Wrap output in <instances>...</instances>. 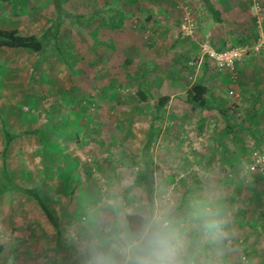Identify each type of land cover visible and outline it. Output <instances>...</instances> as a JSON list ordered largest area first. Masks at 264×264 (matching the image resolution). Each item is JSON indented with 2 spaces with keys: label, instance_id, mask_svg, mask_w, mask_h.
Listing matches in <instances>:
<instances>
[{
  "label": "rangeland",
  "instance_id": "rangeland-1",
  "mask_svg": "<svg viewBox=\"0 0 264 264\" xmlns=\"http://www.w3.org/2000/svg\"><path fill=\"white\" fill-rule=\"evenodd\" d=\"M212 1L226 11V23L217 28L224 47H245L246 37L257 41L254 21L257 16L264 31V12L257 13L252 0ZM122 2L62 1L68 12L93 15L90 27L66 23L61 31L59 44L72 72L54 55L41 60L30 50L0 49V116L10 132L39 131L9 148L10 172L18 184L40 189L59 217L70 264H84L79 239L87 215L106 190L116 189L123 197L138 168L129 167L125 157L135 155L138 161L147 135L150 106L135 95L139 86L147 87L154 99L171 97L169 120L153 151L158 167L153 205L171 202L183 218L185 206L196 199L220 213L229 235L216 243L188 225L197 264L206 261L207 245L211 264H264V173L248 170L253 153L264 152V103L237 98L235 89L246 80L231 83L230 74L208 66L210 99L225 100L228 120L240 126L233 138L223 133L225 123L216 112L201 114L178 99L201 78L203 62L194 51L213 42L207 30L198 31L200 22L213 21L204 3L140 0L123 7ZM114 9L128 12L126 26L101 28L97 23ZM52 18L51 0H0V30L39 36ZM189 61L197 62L196 71ZM247 114L253 120L243 125ZM3 147L0 121V168ZM132 194L147 203L143 190ZM55 242V230L33 201L14 194L0 198V264H63L68 251H54Z\"/></svg>",
  "mask_w": 264,
  "mask_h": 264
},
{
  "label": "trees",
  "instance_id": "trees-1",
  "mask_svg": "<svg viewBox=\"0 0 264 264\" xmlns=\"http://www.w3.org/2000/svg\"><path fill=\"white\" fill-rule=\"evenodd\" d=\"M8 1V0H5ZM63 0H51L53 5V18L50 25L39 35L24 36L18 30H0V49H25L30 50L40 56L41 60L46 59L49 56H56L62 60L67 67L70 68V63L63 54V51L59 44V37L61 31L66 23H72L78 27H90L93 15L86 17L85 15L74 14L64 9ZM114 4H118L121 0H110ZM123 7H132L140 3V0H122ZM207 7L208 12L213 19V22L221 24L223 22L220 13L216 10L215 5L211 0H201ZM108 4V2H107ZM98 13V12H97ZM99 14V13H98ZM128 12H123L121 9H114L113 13L108 15L106 19H103L100 24L101 28L107 30H122L126 26ZM255 23V21H254ZM105 27V28H104ZM257 35V34H256ZM256 36L250 42L244 41L242 45H253L255 43ZM217 50V49H216ZM173 62L169 61V65ZM72 72V70H71ZM230 79V78H229ZM231 83L233 81L230 80ZM136 99L139 103H147L150 106V123L147 131L146 138L140 149L139 155L137 156L138 161H134V157H125L129 163V167L137 166V170L134 172L133 180L130 186L124 190L123 198L125 200H134L133 191L143 190L147 203L153 205V194L155 191V179L157 174V165L154 160L153 151L159 142V138L163 130L164 125L167 123V107L169 106L171 97L160 96L154 99L150 94V90L142 87H138L136 93ZM181 101L190 106L191 110L202 112H216L224 120L223 133L230 135L232 138L239 131L240 126L230 123L228 120V110L225 108V100L220 99L217 102L215 99H210V90L202 82L197 81L193 83L186 92L179 97ZM257 102V100H253ZM254 109V107H252ZM202 120V119H201ZM253 117L249 114L246 115V119L242 122L243 125L251 122ZM2 125L4 147L2 150V162L0 168V198L6 195H23L33 201L45 215L47 221L50 223L52 228L55 230L56 242L54 251L66 250L68 256L64 259L63 264H70L71 259V248L66 247L62 243L61 230L59 224V217L56 216L45 204L42 199L40 189L36 187H24L17 183L14 176L10 172L7 163L6 155L9 148L13 143L21 138L22 136L37 135L39 131L34 130L31 132L13 133L10 132L0 116ZM203 121V120H202ZM223 133L220 135L223 138ZM127 152V150H126ZM132 159V160H130ZM136 159V158H135ZM3 248L0 246V253ZM206 261L203 264H211L213 261L210 260V247L207 245L206 250Z\"/></svg>",
  "mask_w": 264,
  "mask_h": 264
},
{
  "label": "clouds",
  "instance_id": "clouds-1",
  "mask_svg": "<svg viewBox=\"0 0 264 264\" xmlns=\"http://www.w3.org/2000/svg\"><path fill=\"white\" fill-rule=\"evenodd\" d=\"M178 218L171 202L154 206L106 190L83 224L84 264H197L188 225L210 241L226 239L225 222L210 203L193 199Z\"/></svg>",
  "mask_w": 264,
  "mask_h": 264
},
{
  "label": "crops",
  "instance_id": "crops-1",
  "mask_svg": "<svg viewBox=\"0 0 264 264\" xmlns=\"http://www.w3.org/2000/svg\"><path fill=\"white\" fill-rule=\"evenodd\" d=\"M211 2L215 5L216 10L220 13L223 22L221 24H217V23L212 21L207 26H204V25L202 26L201 22H200L199 23V29L198 28L197 29L199 31V35L205 34L206 30H207L208 33H207L206 37H209L210 41L212 40L214 42V43L212 42L213 44L211 43V46L213 48L217 49L218 51H222L223 49H225L229 45H226L224 47L225 41L223 39V36H220L218 34L217 28H220L221 25H224L226 23L225 17L223 15V14H226V11H224L223 8L220 9V7L216 6V4L212 0H211ZM248 27H251V25L249 24ZM211 30H212V32H211ZM186 34L189 35L188 36L189 39H191V40L193 39V37L191 36V34H192L191 31H189ZM186 34H185V36H186ZM257 37H258V35H257ZM230 38H231V41L233 42V33H230ZM241 38H243V37L240 36L239 40ZM247 39H248V37L242 39V42H244V41L250 42ZM173 44L174 43H172L171 46ZM242 44H244V43H242ZM254 44L255 43H253V45ZM126 46H128V45L126 44ZM197 46H198V44H197ZM249 46H252V45H249ZM230 47H233V46L230 45ZM194 53L199 56L198 61L203 62V65H202L203 67H202V71H201V78L199 81L202 82L206 87H208V85L206 84V82H207L206 81V79H207V77H206L207 67L210 66V68L215 73H219V72L215 71V69L213 68L212 64L210 63V61L208 59H205L202 57L201 48L200 49L197 48V51H194ZM224 72H227V71H224ZM235 72L237 74V77L238 76L239 77L237 78V81L233 82V83L239 82V78L246 80L244 82V86H242L241 89H239V88L235 89L234 88L235 89L234 93H236L237 98H239L242 95V99L244 101L247 100V102H252L253 100H257V102L264 103V51H262L261 54H259V55L251 54L250 56H247L246 58L239 61L235 66ZM220 73H223V71ZM231 93H232V95L234 94L233 92H231ZM166 96H168V95H166ZM202 113H204V112H202ZM202 116H203V118L205 117V115H202ZM203 118H202V120H203Z\"/></svg>",
  "mask_w": 264,
  "mask_h": 264
},
{
  "label": "built area",
  "instance_id": "built-area-1",
  "mask_svg": "<svg viewBox=\"0 0 264 264\" xmlns=\"http://www.w3.org/2000/svg\"><path fill=\"white\" fill-rule=\"evenodd\" d=\"M252 3L257 13L264 12V5L260 0H252ZM255 23L258 32V39L254 45H246L245 47L227 46L222 51H218L210 44L204 42L200 45L202 57L210 61L216 72L227 71L230 74V79L233 82H236L238 78L235 72L236 64L251 54L259 55L262 51H264V31L261 29V21L258 20L257 16ZM186 25H189V21H187V19ZM188 66L189 69L193 71L198 69L196 61H189ZM230 94L232 95L231 92ZM248 170L251 173H264V152L253 153Z\"/></svg>",
  "mask_w": 264,
  "mask_h": 264
}]
</instances>
